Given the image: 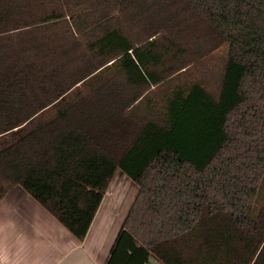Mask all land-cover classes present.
<instances>
[{"label": "trees", "instance_id": "16d2710c", "mask_svg": "<svg viewBox=\"0 0 264 264\" xmlns=\"http://www.w3.org/2000/svg\"><path fill=\"white\" fill-rule=\"evenodd\" d=\"M225 43L217 94L173 83ZM11 133L0 199L24 188L79 240L119 168L138 184L105 264H264V0H0Z\"/></svg>", "mask_w": 264, "mask_h": 264}, {"label": "crops", "instance_id": "0c3cea01", "mask_svg": "<svg viewBox=\"0 0 264 264\" xmlns=\"http://www.w3.org/2000/svg\"><path fill=\"white\" fill-rule=\"evenodd\" d=\"M139 192L118 169L79 240L24 188L0 199V264H105Z\"/></svg>", "mask_w": 264, "mask_h": 264}, {"label": "rangeland", "instance_id": "374dc122", "mask_svg": "<svg viewBox=\"0 0 264 264\" xmlns=\"http://www.w3.org/2000/svg\"><path fill=\"white\" fill-rule=\"evenodd\" d=\"M228 44H223L220 48L214 50L210 55L205 58H201L187 67L185 70L181 71L178 75L180 77H175L173 83L179 82H193L198 81L203 84L209 91L217 94L219 91L220 81L223 73V66L226 59V51ZM172 77L169 79L171 80ZM168 81L164 85L152 86L146 93L145 97L141 99L140 105L143 107L149 102L154 103L157 108L162 104L163 94L168 88ZM172 82L169 83V86ZM36 122V121H34ZM32 125V124H31ZM30 125V126H31ZM29 127V126H27ZM25 127L23 130L27 129ZM20 132V131H16ZM15 137V133H11L0 140V147L8 145ZM261 200L264 199V194L260 195Z\"/></svg>", "mask_w": 264, "mask_h": 264}, {"label": "water", "instance_id": "95a60500", "mask_svg": "<svg viewBox=\"0 0 264 264\" xmlns=\"http://www.w3.org/2000/svg\"><path fill=\"white\" fill-rule=\"evenodd\" d=\"M149 262H150V264H163V263L157 261V260H156L154 257H152V256L149 257Z\"/></svg>", "mask_w": 264, "mask_h": 264}]
</instances>
